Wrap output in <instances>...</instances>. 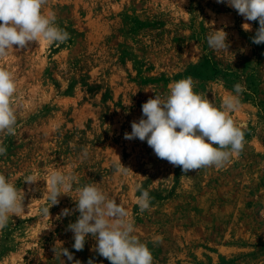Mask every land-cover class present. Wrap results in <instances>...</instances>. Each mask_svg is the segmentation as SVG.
<instances>
[{
  "label": "rangeland",
  "instance_id": "1",
  "mask_svg": "<svg viewBox=\"0 0 264 264\" xmlns=\"http://www.w3.org/2000/svg\"><path fill=\"white\" fill-rule=\"evenodd\" d=\"M42 11L55 12L70 39L14 45L0 60L17 83L18 118L15 135L0 134V173L25 192V213L0 231V264H73L54 247L81 264H110L91 234L82 251L72 247L67 226L79 213L62 215L75 208L76 189L93 183L126 208L153 264H264V43L251 39L258 21L216 0H48ZM219 29L228 51L208 46ZM189 76L217 107L236 83L247 88L230 114L243 125L245 147L223 168L185 174L146 141L124 138L143 103ZM119 159L127 176L114 169ZM56 170L77 182L51 206L47 181ZM32 174L37 182H24ZM137 184L153 197L142 214Z\"/></svg>",
  "mask_w": 264,
  "mask_h": 264
},
{
  "label": "clouds",
  "instance_id": "2",
  "mask_svg": "<svg viewBox=\"0 0 264 264\" xmlns=\"http://www.w3.org/2000/svg\"><path fill=\"white\" fill-rule=\"evenodd\" d=\"M216 2L235 9L245 21H258L259 27L251 39L257 45L264 43V0ZM47 4L48 0H0V60L9 56L14 45L19 50L33 42L59 46L70 39V33L56 23L55 12L43 13L42 9ZM242 27L245 31L251 30L249 23H244ZM227 35L223 29L215 30L207 36L208 46L213 50L228 51ZM194 86L195 81L189 76L169 84L170 92L166 97L155 93L154 98L142 104V117L131 122V132L124 134L127 140L138 138L146 141L159 159L181 167L185 174L208 167L223 168L245 147L243 125H237L230 114L240 109L246 86L236 83L220 107L195 92ZM16 94L14 74L0 67V134H16ZM6 155L7 146L0 141V156ZM87 155L85 148L83 156ZM114 169L123 176L131 171L122 165L120 159L114 163ZM24 182L34 184L37 177L35 174L28 175ZM75 182L77 177L74 174L59 170L51 172L47 181V200L51 206L59 203L60 196L68 195ZM136 190L140 193L136 203L142 214L150 210L153 197L140 184L136 185ZM76 191L75 208L62 211L64 216L79 213L76 221L67 226V230L73 233L72 247L76 251L84 249L86 238L91 234L96 240L94 251L110 264H153L152 252L134 234L135 224L121 203L109 198L95 183L79 187ZM24 198V190L18 189L0 173V231L9 225L13 217H21L25 213ZM49 209L42 208V215L50 216ZM53 251L56 256L67 257L73 264H81L80 260H74L73 253L67 248L57 251L54 247ZM62 264H65L63 260ZM88 264H95V261L90 258Z\"/></svg>",
  "mask_w": 264,
  "mask_h": 264
}]
</instances>
